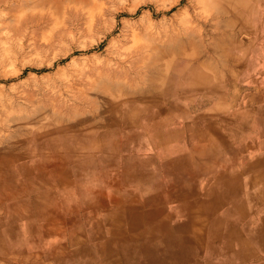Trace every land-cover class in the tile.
<instances>
[{
  "label": "rangeland",
  "instance_id": "rangeland-1",
  "mask_svg": "<svg viewBox=\"0 0 264 264\" xmlns=\"http://www.w3.org/2000/svg\"><path fill=\"white\" fill-rule=\"evenodd\" d=\"M3 1L0 3V186L4 183L6 165L24 166L29 162L43 165L45 155L51 153L50 140H62L59 130L67 132V138L76 133L88 136V128L76 124L86 123H79L80 119L99 115L95 110L100 109V95L109 92L106 116L99 125L89 120L88 127L119 135L120 144L114 150L119 154L120 164L127 162L135 150L148 152L149 142L163 137L162 131L166 129L180 127L190 133L200 130V114L217 117L225 130L230 125L238 134L252 133L253 155L259 154L264 159V0H242L246 6L245 22L237 0H29L28 4H22L26 6L23 10H15L18 18L11 16L10 6L20 4V0ZM181 41L188 58L198 56L200 65L177 69L181 62L178 60L168 68L160 66L159 63L170 65L175 58H183L177 57V52H168ZM131 62L137 68L131 69ZM143 65L145 68L141 69ZM198 77L200 84L196 83ZM115 79L124 91L143 93L151 88L153 94L147 98L154 100L157 92L161 96L168 88L167 79L174 81L168 100H159L164 105L160 113L146 116L143 112L153 107L141 104L146 97L137 98L133 106L140 113L130 119V125L119 117L120 105L114 111L110 103L115 93L110 82ZM86 81L91 83L84 84ZM85 91L98 93L93 105L85 104L81 96L75 97V93ZM131 102L132 97L124 98L121 104L127 106ZM124 117L131 114L125 113ZM188 166V180L198 192L196 175L200 171L195 174L196 165ZM239 168L237 165L239 178L250 174ZM251 173L254 201L246 204L247 213L252 210L249 221L255 225L260 222L259 216H264V196L260 198L264 195V165H252ZM239 189L242 193L233 195L234 200L244 199V189ZM240 204L244 206L241 202L229 203L230 210L234 212ZM213 219L214 216L210 220ZM245 221H238L241 232H245ZM216 236L219 241L225 238L222 233ZM185 237L173 233L172 245ZM192 237L188 259L189 264H197L200 259L194 248L197 245L200 248V242L196 241L197 233ZM148 241L142 242L143 245L149 249L155 246L154 254L160 255L162 252L155 248L165 246L164 243ZM213 251L218 263L227 257L228 251ZM177 253L178 250H172L167 261L163 256L158 260L173 264ZM247 253L249 260L264 259L263 247ZM134 259L140 264L145 261L142 254Z\"/></svg>",
  "mask_w": 264,
  "mask_h": 264
},
{
  "label": "crops",
  "instance_id": "crops-1",
  "mask_svg": "<svg viewBox=\"0 0 264 264\" xmlns=\"http://www.w3.org/2000/svg\"><path fill=\"white\" fill-rule=\"evenodd\" d=\"M216 118L200 114V130L191 133L166 129L161 139L149 142L148 152L135 150L122 164L114 150L119 135L97 131L88 138L74 135L66 146L53 139L43 165H6L0 186V264H140L133 260L139 254L167 261L172 250L189 264L194 233L200 242L194 248L197 264H264V259L249 260L247 253L264 248V216L252 225L246 204L254 201L252 165H264V159L253 155L252 133L238 134L230 125L225 130ZM188 165H196L195 174L200 171L198 192L188 180ZM237 165L250 174L239 178ZM239 188L244 199L234 200ZM234 201L244 206L232 212ZM240 220H246L245 232ZM173 233L186 235L183 248L168 246ZM218 233L224 240H217ZM145 238L161 240L162 254L146 248ZM213 250L228 251L227 257L218 263Z\"/></svg>",
  "mask_w": 264,
  "mask_h": 264
},
{
  "label": "bare ground",
  "instance_id": "bare-ground-1",
  "mask_svg": "<svg viewBox=\"0 0 264 264\" xmlns=\"http://www.w3.org/2000/svg\"><path fill=\"white\" fill-rule=\"evenodd\" d=\"M3 1V0H2ZM2 1H0V3L2 2ZM35 1V0H34ZM238 2L237 3H239V5L241 6V19H242V21L243 22H245V17H246V14H245V10H246V6H245V4L242 2V0H237ZM4 2V1H3ZM5 2H7V1H5ZM15 2V1H14ZM21 2V3H20ZM20 4H17V5H14V6H10V12H12L13 11V13H11V16H13V18H18L17 16L18 15H16L15 14V10H18V11H21V10H23L22 8L23 7H26V6H23L22 4H24V5H26V4H28L29 3V0H20ZM23 2V3H22ZM242 2V3H241ZM234 3V2H233ZM232 3V4H233ZM35 4V3H34ZM235 4V3H234ZM43 13V12H42ZM41 13V14H42ZM41 14H39V16L42 18V15ZM24 15V14H23ZM27 15V14H26ZM36 17V16H35ZM196 28V27H195ZM200 29V28H199ZM195 32H197V31H195ZM224 40V39H223ZM175 47V46H174ZM197 48V47H196ZM171 50V51H170ZM168 52H177L178 53V55H177V57H179L180 55H183V58H175L174 60H173V62H171L170 63V65H169V63L168 62H165V63H159L160 64V66H162L163 68H168L169 66H172V64H175L178 60H181V62L179 63V64H177L176 65V67H177V69L179 68H182L183 66H189L190 68H193V66H198V65H200V59H198L199 57L198 56H194L192 59L190 58H188V55H187V53H185V49H184V45H183V42L181 41V43H180V45H178L177 47H175V48H171V49H169V51ZM164 53V55L165 54H167V53H165V52H163ZM198 55H199V53H198ZM201 57V56H200ZM131 61H133V60H131ZM142 63V62H141ZM140 64V63H139ZM134 66V68H135V66H136V68H137V64L135 63V65H134V62H131V64H130V68L131 69H133L132 67ZM140 67L141 66H138V68L140 69ZM143 68H145V66L143 65V67H141V69H143ZM147 70V69H146ZM132 71V70H131ZM134 72H136V71H134ZM137 73V72H136ZM153 74V73H152ZM155 75V74H154ZM82 78V77H81ZM169 80L170 79H167L166 81H167V86L166 87H168L167 89H165L164 90V92H163V94H161V96H159L158 95V92H157V94H156V98H155V100L153 99V98H147L148 97V95H151V94H153V92L149 89V88H147L148 90L147 91H145V92H143V93H139V92H137V91H131V92H129V91H124V89H122L121 87H120V83L118 82V80L117 79H115L114 81L113 80H111V82H110V86H111V88H114L115 90V93H114V95L113 96H111V98H110V103H111V105L114 107V111H117L116 110V107L118 106V104L120 105V112H119V114H120V116L117 114V112L115 113V114H117L116 115V117H120L121 119H123V121L125 122V123H127V124H130L131 125V123H132V121H130V119L134 116V115H137L136 113H140V111L138 110V109H136L134 106H133V104H136L135 103V101L136 100H139V99H137V98H140V96H143V97H146L147 99L145 100V103H141V104H143L145 107H148L147 105H151V107H153V109L152 108H149V110H148V112L146 111V112H143V113H147V115L146 116H152V115H154V113H160L161 112V110H162V108L164 107V105H162V104H159V100L160 99H162V100H168V98H169V96H170V85L172 84V82L174 81V79H172V81L171 82H169ZM197 84H200V78L198 77L197 78ZM84 84H87V83H91L90 81H86V82H83ZM83 84V85H84ZM145 84V83H144ZM146 86H147V83L145 84ZM144 85V86H145ZM90 86H91V84H90ZM89 86V87H90ZM144 88V87H143ZM86 93H79L78 95H76L77 93H75V97L77 98V97H79V96H81V98L83 97L84 98V103L85 104H90V105H93V104H91V103H94L95 101H96V98L98 97V93H94V94H92L91 92H89V91H85ZM103 92V91H102ZM110 95V92H109V94H104V93H102V95H100L101 97V106H100V109H96L95 111V113H97L98 112V114L99 115H97L96 114V116L94 115V116H91V118H87V119H80L79 120V123H84V122H86V123H84V124H76V126L78 125V126H86V128H88V136H86V135H81L82 136V138L84 137V138H88L89 137V134L91 133L92 134V132L93 131H95L94 129H93V126H90V127H88V124H89V122L91 121H93V123L92 124H95V125H99L100 123H101V121H102V117H104V116H106V113H107V109H106V99H108L107 98V96H109ZM94 96H96V97H94ZM130 97H132L133 99H134V102H131V103H129V104H127V106H122V101H124V98H127V99H129ZM98 99V98H97ZM161 100V101H162ZM131 101V100H130ZM160 101V102H161ZM109 102V101H108ZM105 105V106H104ZM89 106V105H88ZM84 110V109H83ZM85 112V111H84ZM86 113V112H85ZM125 113H130L131 114V117H128V118H126V117H124V115H125ZM94 117V118H93ZM90 120V121H89ZM143 122V121H142ZM91 125V124H90ZM59 132V134L62 136L61 137V141H62V143H63V146H66V142L64 141V140H74L75 138H73L74 137V135H78L77 133L76 134H72V136L70 137V138H67L68 136V134H67V132H65V131H63V130H59L58 131ZM96 132V131H95ZM57 139H59L58 137H56ZM64 139V140H63ZM50 144H51V146L53 147V139H51L50 140V142H49ZM56 143H58V142H56ZM62 143H60V144H58L59 146L62 144ZM77 143L74 141V144H73V146H75ZM69 147L71 146L70 144L68 145ZM55 147V146H54ZM167 161V160H166ZM181 168V167H180ZM186 168V167H185ZM182 169V168H181ZM187 170V169H186ZM181 173V172H180ZM228 186H230V185H228ZM234 187V186H233ZM232 188V187H231ZM230 190H232V189H230ZM238 190V189H237ZM233 191V190H232ZM219 192V191H218ZM134 204V203H133ZM132 206V205H131ZM230 214V213H229ZM146 226V225H145ZM164 226V225H163ZM142 229V228H141ZM153 229V228H152ZM157 228H155V230H156ZM143 231V230H142ZM148 231V230H147ZM164 231V230H163ZM145 232V231H144ZM151 233V232H150ZM157 233V232H156ZM168 235H170V234H168ZM145 236V235H144ZM155 236H156V234H155ZM171 236V235H170ZM161 237V236H160ZM176 237V236H175ZM174 237V238H175ZM154 238V237H153ZM165 238V237H164ZM170 237H168V239H169ZM146 239V238H145ZM152 239V238H151ZM158 239V238H157ZM172 239V238H171ZM147 240V239H146ZM159 240V239H158ZM145 241V240H144ZM152 241H154V240H152ZM157 241V240H156ZM145 242H147V241H145ZM149 242V241H148ZM190 242H194V240L193 239H191V240H189V243ZM139 244V243H138ZM147 244V243H146ZM175 245H176V242L174 243ZM183 243L181 242V241H178L177 242V246L180 248V247H182L183 245H182ZM169 245L170 246H172V242H170L169 243ZM155 246H153V248H154ZM168 247V246H167ZM152 248V249H153ZM183 248V247H182ZM140 249V248H139ZM145 249V248H144ZM157 249V248H156ZM161 249V248H160ZM146 250V249H145ZM144 250V251H145ZM180 250V249H179ZM148 251V250H147ZM158 251V250H157ZM143 252V251H142ZM149 252V251H148ZM152 252H154V251H152ZM146 253V252H145ZM179 253L180 252H178L177 254H176V256L174 257V264H184L183 262H182V260H181V258H180V256H179ZM160 254H162V253H160ZM143 256V260H145L142 264H159V262H158V260H156V257H154V258H149V257H146L145 255H142ZM188 257V256H187ZM173 261V260H172ZM190 260H188V262H189ZM193 264V263H192Z\"/></svg>",
  "mask_w": 264,
  "mask_h": 264
}]
</instances>
